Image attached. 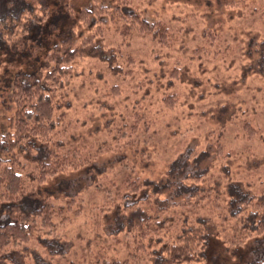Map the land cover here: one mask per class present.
Listing matches in <instances>:
<instances>
[{"label": "trees", "instance_id": "1", "mask_svg": "<svg viewBox=\"0 0 264 264\" xmlns=\"http://www.w3.org/2000/svg\"><path fill=\"white\" fill-rule=\"evenodd\" d=\"M113 1L109 6L101 0H0V58L9 61L0 69V74L9 72L1 85L9 130L0 134V264H59L58 257L64 259L72 249L68 231L80 219L95 228L97 238L100 228L110 236L123 233V242L114 241L123 251L104 238L84 249V257L62 264H198L209 239L225 230L230 255L252 242L258 247L239 264H264V187L228 175L225 162L242 155L224 146L219 131L210 132L204 147L196 144L195 130L185 126L158 179H143L144 148L134 146L176 110L180 92L174 87L185 81L184 66L205 59L224 62L235 47L206 28L202 44L177 48L182 27L160 17L147 19L134 8L135 0ZM219 6L256 14L264 28V1L226 0ZM14 58L22 66L15 67ZM89 60H98L99 82L113 78L100 103L108 106L123 97V124L115 135L123 141L122 179H98L109 166L98 169L91 145L78 144L79 134L74 135L95 113L92 97L77 105L70 97L78 68ZM138 62L141 71L136 72ZM258 63L263 67L264 54L262 59L257 54L250 69ZM242 136L263 138L264 127L247 120ZM247 154L260 162L252 151ZM81 171L88 179L84 173L80 178ZM93 186L106 193L110 206L94 205L98 208L87 214L77 198ZM226 193L234 198L228 200ZM93 213H100L102 223L94 222ZM110 216L115 228L108 231Z\"/></svg>", "mask_w": 264, "mask_h": 264}, {"label": "rangeland", "instance_id": "2", "mask_svg": "<svg viewBox=\"0 0 264 264\" xmlns=\"http://www.w3.org/2000/svg\"><path fill=\"white\" fill-rule=\"evenodd\" d=\"M73 1L79 4V0ZM147 1L135 0L134 8L142 11L147 19L160 17L170 22L174 28L179 26L183 28V33L178 36L177 48L184 46L191 49L197 44H202L204 42L203 30L211 28L220 35L222 44L235 47V53L224 62L205 59L192 66H184L185 71L182 76L185 81H178L174 87L180 92L176 110L168 115L166 121L148 133L150 138L139 137L134 145L137 149L144 148L145 154H142L143 160L141 164L139 163L144 171L143 179L146 177L158 179L164 174L166 165L174 157L171 154V145L176 143L178 133L183 131L185 126H190L198 136L195 140L196 144H203L204 147H207L205 141L210 138V132L219 131V137L224 146L241 152L242 155L240 158L225 162L229 166L228 175L234 179L249 180L255 188L264 187V137L247 140L242 136V124L247 120L256 127H264V64L260 68V63H258L257 68L250 69L251 62L257 54H260L261 59L264 54V46L258 45L264 42V28L256 22L258 16L256 14L241 15L237 10H232L233 12L221 10L219 5L226 0ZM259 1L264 0H256V3ZM101 3L112 6L114 1L101 0ZM194 12H196L195 16L191 15ZM14 62L15 67L22 66L15 58ZM7 65L9 61L0 58V69ZM98 66V60H89L83 62L82 67L78 68L80 74L74 83L75 90L70 96L72 104L77 105L78 101H85L92 97V106L95 107L92 110L95 113L89 125L82 128L77 127L79 130L76 129L74 135L79 134L78 144L91 145L90 148H93L92 151L96 154L93 164L98 169H102L105 165L109 166L98 179L104 175L109 180L115 176L122 179L123 141L117 139L115 135L117 128L123 124V97L109 102V105L105 102L108 106L100 103L99 95L106 86L112 84L113 78H108L105 83L99 82L100 79L95 76ZM140 66L138 62V68L135 66L136 72L141 71ZM150 69L151 71L156 70L153 67ZM8 74L9 72L0 74V134L9 130V109L5 107L7 102L1 89V85H4L3 79L7 78ZM88 79L94 82L88 84ZM80 84L82 88H78ZM154 100L157 103L158 97L155 96ZM126 102L129 111L131 102L129 100ZM102 146L107 150L99 151L98 149ZM249 151H252L260 160L258 164L249 160L247 157ZM127 155L129 156L130 153ZM216 172L217 169H215V174ZM83 173L84 171L78 173L80 178H87ZM118 190L120 189L112 191L117 193ZM226 194L228 200L234 198L230 193ZM106 197V193L93 186L83 190L77 199L84 205V212L89 214L98 207H109L110 203L105 199ZM94 205L98 207L94 208ZM93 217L94 222L102 223L100 213H93ZM113 219L114 217L111 216L106 217V230L110 231L115 228ZM99 231L103 234L98 239L94 227L84 223L81 219L78 220L68 231L71 240H68L67 244L71 245L72 249L64 259L58 257L59 264L84 257V249L97 245L104 238L113 243V249L121 250L115 247L114 241L119 239V243L123 242V233L110 236L105 233L104 228H100ZM229 234L225 230L219 236L211 237L198 264H239L246 259H251L257 253L258 247L252 242L238 249L234 255H230L223 240L230 238ZM65 250H67V245ZM26 264L33 263L27 260Z\"/></svg>", "mask_w": 264, "mask_h": 264}]
</instances>
